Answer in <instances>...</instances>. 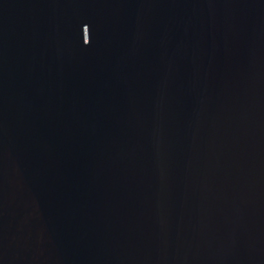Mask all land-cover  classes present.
<instances>
[{
  "label": "water",
  "instance_id": "1",
  "mask_svg": "<svg viewBox=\"0 0 264 264\" xmlns=\"http://www.w3.org/2000/svg\"><path fill=\"white\" fill-rule=\"evenodd\" d=\"M0 264H264V0H0Z\"/></svg>",
  "mask_w": 264,
  "mask_h": 264
}]
</instances>
